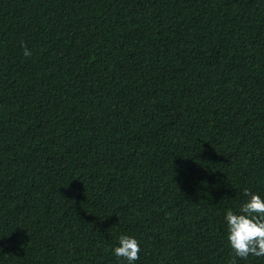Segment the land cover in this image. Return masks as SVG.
Returning a JSON list of instances; mask_svg holds the SVG:
<instances>
[{
  "label": "trees",
  "instance_id": "obj_1",
  "mask_svg": "<svg viewBox=\"0 0 264 264\" xmlns=\"http://www.w3.org/2000/svg\"><path fill=\"white\" fill-rule=\"evenodd\" d=\"M24 48L31 51L23 54ZM264 0H0V264H264Z\"/></svg>",
  "mask_w": 264,
  "mask_h": 264
},
{
  "label": "clouds",
  "instance_id": "obj_2",
  "mask_svg": "<svg viewBox=\"0 0 264 264\" xmlns=\"http://www.w3.org/2000/svg\"><path fill=\"white\" fill-rule=\"evenodd\" d=\"M23 54L30 56L31 51L24 48ZM242 191L246 199L238 210L227 209L224 213L226 238L235 257H264V197L248 189ZM111 252L126 264H135L139 259L140 244L134 236L122 233Z\"/></svg>",
  "mask_w": 264,
  "mask_h": 264
}]
</instances>
